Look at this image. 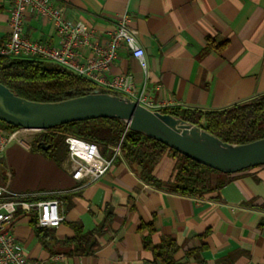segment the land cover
<instances>
[{
	"label": "crops",
	"instance_id": "1",
	"mask_svg": "<svg viewBox=\"0 0 264 264\" xmlns=\"http://www.w3.org/2000/svg\"><path fill=\"white\" fill-rule=\"evenodd\" d=\"M65 20L82 22L102 39L127 15V26L145 53L144 70L122 47L107 79L130 75L139 93L168 107L221 110L264 94V0H49ZM9 5L0 0V46L9 38ZM24 34L31 40L57 46L54 23L28 11ZM208 38L226 42L221 52L203 53ZM31 132V131H29ZM36 132V131H34ZM28 145L10 142L0 157V185L16 194L55 196L62 202L64 221L54 228L49 250L35 238L29 215L18 211L12 235L29 260L46 264H153L142 246L146 230L141 220L153 219L152 241L172 237L179 250L177 264H195L185 252L202 244L206 264H264V165L216 177L222 187L202 198L171 193L145 183L135 166L117 155L98 179L74 180L73 165L32 152ZM161 181L173 174L166 155L154 171ZM215 178V179H216ZM109 216L99 248L89 256H68L59 242L73 236L71 224L85 231ZM207 232L204 238L200 235ZM61 255V260L51 257Z\"/></svg>",
	"mask_w": 264,
	"mask_h": 264
},
{
	"label": "trees",
	"instance_id": "2",
	"mask_svg": "<svg viewBox=\"0 0 264 264\" xmlns=\"http://www.w3.org/2000/svg\"><path fill=\"white\" fill-rule=\"evenodd\" d=\"M225 45L226 42L216 43L214 39L208 38L203 53L210 50L221 52ZM0 84L20 98L39 103L60 102L95 90L119 95L112 90L103 89L88 78L37 58H12L0 55ZM159 111L199 127L224 143L241 145L264 138V94L221 110L202 111L167 107ZM0 124L1 130L18 129L3 122ZM68 137L96 144L104 158H110L113 149L119 147V155L126 163L137 168L140 178L145 183L174 194L202 198L218 191L225 183L216 177L227 174L204 166L140 132L130 130L124 121L117 118L70 122L40 131L30 149L56 163H61L67 155L65 140ZM42 144L47 146V149L44 150ZM166 155L173 161V174L168 181H161L155 176L154 171ZM50 198L57 197L46 196L37 199ZM108 221L109 216L102 225L89 231H85L81 224L73 223L71 224L73 236L59 244L70 248L68 256L92 255L99 248L98 237L103 234ZM29 226L44 249L49 250L51 243L58 242L55 239L54 228L37 226L36 214L30 216ZM138 229L146 230L142 246L151 253L153 264H177L175 255L179 247L174 238L162 237L158 243L152 241L155 233L153 219L148 222L141 220ZM206 235L207 232L200 235V238ZM203 248L202 244L197 249L187 250L185 255L192 257L195 264H206L200 257Z\"/></svg>",
	"mask_w": 264,
	"mask_h": 264
},
{
	"label": "built area",
	"instance_id": "3",
	"mask_svg": "<svg viewBox=\"0 0 264 264\" xmlns=\"http://www.w3.org/2000/svg\"><path fill=\"white\" fill-rule=\"evenodd\" d=\"M8 9V41L0 47L1 56L12 58H37L60 66L76 75L88 78L103 89L112 90L137 101L144 107L159 111L167 108L164 103L154 104L139 93L130 75H119L108 80L111 64L119 51L125 47L145 70L147 63L143 49L137 44L135 32L128 28L129 17L122 15L117 23L102 39L98 31L88 28L82 22L72 23L63 17L60 7L49 0H6ZM33 11L36 15L54 23L55 33L59 39L57 46L29 39L23 31L25 15ZM28 130L18 128L8 131L0 129V157L12 141L22 140ZM66 158L73 165L71 176L74 180L87 182L98 180L112 165L119 155V147L113 149L110 158H104L96 144L76 137H68ZM62 202L57 198L37 199V195H21L0 185V264H46L44 261L29 260L23 246L12 235L11 223L15 214H36L37 226L57 228L64 221ZM61 255L51 257L53 261L61 260Z\"/></svg>",
	"mask_w": 264,
	"mask_h": 264
},
{
	"label": "water",
	"instance_id": "4",
	"mask_svg": "<svg viewBox=\"0 0 264 264\" xmlns=\"http://www.w3.org/2000/svg\"><path fill=\"white\" fill-rule=\"evenodd\" d=\"M117 118L128 128L155 139L223 174L264 165V138L233 145L124 95L95 90L60 102L39 103L14 95L0 84V122L28 131H45L70 122ZM45 150L47 146L42 144Z\"/></svg>",
	"mask_w": 264,
	"mask_h": 264
},
{
	"label": "rangeland",
	"instance_id": "5",
	"mask_svg": "<svg viewBox=\"0 0 264 264\" xmlns=\"http://www.w3.org/2000/svg\"><path fill=\"white\" fill-rule=\"evenodd\" d=\"M1 126H2V125L0 124V128H1ZM263 127H264V125H263ZM35 133H39V132L31 131V132H27V133L23 134L22 136H23V137L25 136V138L27 139V138H29L30 136H32V134L35 135Z\"/></svg>",
	"mask_w": 264,
	"mask_h": 264
}]
</instances>
